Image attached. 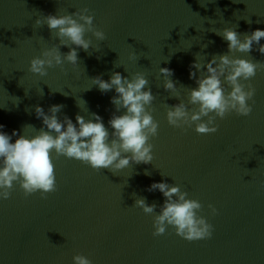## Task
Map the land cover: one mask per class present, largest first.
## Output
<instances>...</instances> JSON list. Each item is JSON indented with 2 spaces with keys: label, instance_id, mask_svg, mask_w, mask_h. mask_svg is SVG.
<instances>
[{
  "label": "water",
  "instance_id": "water-1",
  "mask_svg": "<svg viewBox=\"0 0 264 264\" xmlns=\"http://www.w3.org/2000/svg\"><path fill=\"white\" fill-rule=\"evenodd\" d=\"M82 8L106 39L86 33L91 44L87 52L77 49L75 69L65 62L64 71L48 68L43 77L29 72L33 57L59 43L46 24L35 21ZM226 27L241 36L264 30V0H0V131L35 135L43 125L34 107L47 113L59 104V119L66 115L75 124L77 114L87 120L96 113L111 133L108 120L124 109L116 112L111 103L114 89L101 93L91 79L107 81L112 72L145 74L158 122L148 164L130 162L113 174L53 152L57 191L47 199L39 192L25 197L14 182L10 198L0 200V264H73L77 254L92 264H264V69L249 81L256 93L247 117L217 118L218 131L208 135L166 120V104H187L188 89L197 87L200 72L192 68L190 79V65L227 54V42L213 32ZM258 47L230 55L264 62ZM161 67L173 71L174 91L163 88ZM154 182L179 185L186 198L198 200V215L213 226L211 238L187 241L171 226L154 237L153 215L133 206L144 197L158 214L164 197L147 191Z\"/></svg>",
  "mask_w": 264,
  "mask_h": 264
},
{
  "label": "clouds",
  "instance_id": "clouds-1",
  "mask_svg": "<svg viewBox=\"0 0 264 264\" xmlns=\"http://www.w3.org/2000/svg\"><path fill=\"white\" fill-rule=\"evenodd\" d=\"M89 12L88 8H82L71 15L49 14L42 15V19L39 17L35 25L46 24L59 43L42 50L40 56L33 57L29 61L28 71L43 77L47 75L48 68L60 66L61 71H64L65 62L75 69L78 64L77 49L87 52L91 44V40L85 38L86 33H91L98 41H104L105 33L94 26L93 15L86 14ZM213 32L227 42L228 52L213 55L203 65L198 61L190 65L189 78L196 75L191 71L192 68L200 72V75L195 80L197 87L188 89L187 104L183 101L171 107L166 104V120L173 128L183 130L194 125L197 134H214L218 131L215 123L217 118L224 119L230 113L247 117L253 110L256 89L249 81L258 70L264 69V62H254L230 54H248L253 50V45H259L256 50L264 54V44H260L264 30L256 29L242 36L227 27ZM61 46L68 47L69 51L61 53ZM159 73L164 78L163 88L169 92L174 91L176 84L170 79L173 71L161 67ZM91 80L101 93L114 89L116 95L111 98V103L116 112L124 109L120 115L114 112L108 120L111 133L96 113H90L87 120L77 114L74 124L66 115L63 120L58 118L57 113L63 105H51L47 113L36 105L35 116L41 119L43 127L37 131L31 125L25 126L36 130L35 135L17 136L16 130H13L10 136L0 131V200L10 198L14 182L19 184L25 197L39 192L41 199H47L48 194L57 191L51 155L53 152L56 158L63 156L76 159L93 170L108 169L113 174L128 167L130 162H152L153 145L149 141L158 134V122L151 115L156 97L148 87L149 81L145 74L136 72L128 78L122 77L119 72H112L107 81L100 76ZM224 84L230 90L226 91ZM40 95H43L42 90ZM3 127L0 125V129ZM14 136L17 138L11 142ZM145 174L149 175L147 172ZM157 190L164 197L158 214H154L157 205L147 204L144 197H136L133 205L142 209L143 213L153 215L154 237L163 235L166 227L171 226L176 235L187 241L211 238L213 226L198 215L202 210L198 200L186 198L188 193L182 191L179 185L154 182L147 189L149 192ZM208 207L215 215L216 209L212 205ZM72 260L73 264H92L90 259L81 254L74 255Z\"/></svg>",
  "mask_w": 264,
  "mask_h": 264
}]
</instances>
